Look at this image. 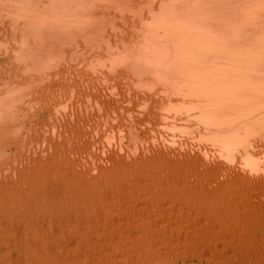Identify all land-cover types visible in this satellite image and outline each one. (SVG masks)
I'll return each instance as SVG.
<instances>
[{"label": "bare ground", "instance_id": "bare-ground-1", "mask_svg": "<svg viewBox=\"0 0 264 264\" xmlns=\"http://www.w3.org/2000/svg\"><path fill=\"white\" fill-rule=\"evenodd\" d=\"M2 1L0 7L7 11L0 10V26L11 22L12 29L8 26L6 31H15L10 34L14 41L19 32L21 44L0 51V264H175L187 253L219 264H264V0ZM7 17L12 21H5ZM56 54L63 59L55 60ZM59 61L68 70L66 75ZM98 62L110 65L112 72H99ZM76 67L86 69V76L94 75L95 80L101 75L104 84L107 75L118 73L117 77L128 78V84L154 91L141 92L150 107L143 117L137 116L134 105L130 107L133 101L127 103L131 98L126 102L124 97L129 106L122 101L119 106L113 102L118 106L113 107L112 100L103 102L113 105L104 106L106 115L100 112L107 116L120 109L121 118L134 117L137 125L128 124L125 133L146 149L139 147L141 152L133 157L131 153L130 161L122 160L117 151L119 157L108 156L112 165H97L98 172L90 174L78 168L80 162H67L68 157L60 155L62 142L49 138L46 143L54 152L47 158L32 156L31 165L13 167L23 163L22 144L18 140L13 144L9 132L18 126V131L21 126L30 131L54 125L41 120L39 113L28 115L29 104L38 105L33 98L40 99L43 106L38 109L54 122L60 105L71 107L64 109L70 113L83 108L84 93H95L97 83L88 90L94 84L88 80L86 91L77 87L84 93L66 89L68 81L84 76ZM27 91L35 92V97ZM98 93L93 95L97 99ZM108 98L107 102L114 99ZM137 100L134 104H139ZM175 106L183 113L167 109ZM87 119L92 122L91 116ZM189 120L204 125L203 145L191 147L187 144L197 140L183 139L188 143L183 144L185 149L179 143V149L178 138L168 134L157 138ZM116 121H105L107 133L98 123L99 127L88 124L97 132L101 129L98 133L109 141L108 131L123 135L128 126L120 123L122 119ZM141 125L142 130L149 126L143 136L137 130ZM89 128L76 130L81 140L96 132ZM36 133L29 144L39 143ZM18 134V139L24 137ZM159 139L156 146L165 145L166 150L155 148ZM127 145L131 147L127 151L137 148L131 141ZM187 147L195 148L190 152Z\"/></svg>", "mask_w": 264, "mask_h": 264}, {"label": "rangeland", "instance_id": "rangeland-1", "mask_svg": "<svg viewBox=\"0 0 264 264\" xmlns=\"http://www.w3.org/2000/svg\"><path fill=\"white\" fill-rule=\"evenodd\" d=\"M1 2H3L2 0L0 1V3ZM2 4V3H1ZM7 5V4H6ZM4 6V7H7V6ZM1 6V5H0ZM2 7H3V5H2ZM2 7H0V10H4L5 12L7 11V9L5 10V9H1ZM4 12V13H5ZM7 14L5 13L4 15H3V13H2V16L5 18V16H6ZM9 16V15H8ZM5 20V19H4ZM11 20V17H7V19L5 20V21H10ZM1 21V20H0ZM4 21V22H5ZM12 21V20H11ZM0 25H1V23H0ZM3 26L4 27H6V28H4L5 29V32H3L2 33V31H4V29H3ZM11 26V22H10V25H8V23H6L5 22V25H2V26H0V28H1V34H0V39H2L1 40V42H0V44H1V46L0 47H2V50H0L1 52H3V50H5L3 47H15V46H17V45H19V44H21L20 43V40H18L19 38H20V33L18 32V34H17V32H16V41L18 42V43H16V41H14L13 39H14V35L13 36H11L12 34H14V30H11L10 31V29H12V26H11V28L8 30V31H6L9 27ZM3 29V30H2ZM13 31V32H12ZM8 32V33H7ZM9 34V35H7V36H9V37H7V38H5V36H6V34ZM12 33V34H11ZM2 34H3V36H2ZM11 34V35H10ZM11 36V37H10ZM3 38H4V40H5V42L3 41ZM13 38V39H12ZM18 38V39H17ZM12 39V40H11ZM7 40H8V42H7ZM4 44H3V43ZM15 42V43H14ZM116 43V41L114 42V44ZM2 44L3 45H5L6 44V46H2ZM94 46H96L95 44H94ZM102 48V47H101ZM101 48H96V50L98 51V50H100ZM0 56H1V53H0ZM16 57H17V55H16ZM55 60H62L63 59V56L62 55H60V54H56L55 55ZM62 64V65H59L60 66V69L63 71V74L64 75H66L67 74V71L68 70H65V68H64V66H63V63L61 62V61H59V64ZM95 63V62H94ZM105 62H98V64H100V65H98V64H96L97 66H98V69H100L99 70V72H105V70L107 71V73H108V71H111L112 69L111 68H109V69H107L108 67L107 66H109L110 67V65H105L104 64ZM66 65V64H65ZM67 65H68V63H67ZM96 65H95V67H96ZM72 66V65H71ZM104 66H106V68L104 69ZM68 67V66H67ZM76 68H78V67H76ZM113 69H117V67H112ZM83 68H78V70H80L81 71V73H83L84 74V76H83V78L82 79H80L79 80V78H78V80L77 79H74L71 83L68 81V84H66V85H69V86H72L73 85V82H74V85L72 86V87H69V86H67L66 87V89L67 90H70L69 92L70 93H73V89H75V88H77V87H81L84 91H86L87 89H84L83 87L84 86H87L88 84H85L86 83V80H88V82L87 83H90V82H96V83H94V84H90V85H88L87 87L88 88H90V89H88V90H91L92 89V87H93V85H95V87L93 88V90L92 91H94L95 93H98V91H100L98 94H101L100 95V97L97 99V98H95L94 96V94L95 93H93V95H85V93H84V91L82 90V89H79V88H77V90L79 89V91L80 92H82V93H84V97L86 98L87 97V100H85L84 98H83V102H85V103H83V104H85V105H87V106H85V105H83V108L81 107H79L78 109H76L75 111H72L73 113H75V115H76V117H78V116H80V117H78V118H76V117H73V116H75V115H73V113L70 111V113H69V111H68V113H64L65 112V110H67V109H63L62 108V106L60 105V108L62 109H60L59 108V115L57 116V118L54 120V122H53V120H51V121H49V118L47 117L48 115H47V113L46 112H44V111H41V109H38V108H40L41 106H43V105H41L42 103H40L41 101H40V99H35V98H33V97H35V92H33V91H31L30 93H32V94H30L28 91H27V94L29 93L30 95H32L31 97L33 98L32 99V101H34L35 103L37 102L38 103V105H34V104H29V108H27V111H29V113H28V115H31V114H34V115H37L38 116V113H39V115H40V119L41 120H46L47 122H52L51 123V125L52 124H54V125H52V127H50V129H49V131H47V130H42V128L40 129V127L39 126H37L36 128H38V130H40V132L41 133H39V135H38V130H36V128L34 127L32 130H30V131H27L28 132V134L26 133V131H25V129H26V127H25V129H21L22 128V126H21V128H20V131H18L19 130V128L18 127H20V126H18V127H16L15 129H12V131L11 132H9V136H11V138H14L13 139V144H16L17 143V140H18V142H20L22 145L20 146V143H19V146H20V148H21V159H22V161H23V163L22 162H15L12 166L13 167H15V166H19V168H21V166L22 167H24L25 166V164L26 165H31V159H32V156H33V158L34 157H36V156H40V155H42L41 157L43 158V156H44V158H47L48 156V154H50V153H52V151H53V149H50L49 148V143H46V142H48V139L49 138H51V140L52 139H54L58 144H59V141H60V143L62 142V148H61V151L63 152V153H61L60 152V155L64 158V156H65V160L67 159V157H68V159L66 160L67 162L69 161H74V162H80L79 164H83L82 166L81 165H79V166H81V167H79L78 166V168H80L82 171H84L83 173H87V171L89 172H92L93 174H96L98 171H97V169H95V167H97V165H101V166H103V164H104V166L106 165L107 167H108V165L110 166V165H112L113 163L108 159L109 157V155H112L111 157H119V155L117 156H115V153L116 154H120V158H122V160H124V161H126L127 159V161H130V160H132V158L130 157L131 155H132V157H133V155L135 154V155H138V153H136L137 151L138 152H141V151H139V150H137L139 147H143V149H146V147L147 146H145V144L141 141L140 143L139 142H137L135 139H132V138H128V136H127V133H125L126 131L125 130H127V129H129V125L128 124H132V125H137V123H136V121L134 122V117H132V118H134V119H130V118H128L129 119V121L131 120H133L132 122H128L127 120V117H126V119H125V117L123 118H121L120 116H119V114H117V113H120V112H123V111H120V109L118 110V112L115 114L114 112H113V114H114V117L112 116L113 114H109V113H111L110 111H109V113L107 114V116H104L103 114H105L106 112H105V105H106V108H107V106H109L110 104H112L113 102H115V103H117L118 104V106H119V104H121V102L123 101V97H124V99L126 98H128V99H130V102H127V100L125 99V101L127 102V103H132V101H133V104H130V107H133V106H131V105H134L135 106V111H136V113H137V116L138 117H140V116H142L143 117V115H146V112H147V110L149 111V109H150V107H149V103H148V105H147V103L145 104V96L142 94V93H144L145 94V90H149V91H151V89L149 88H147V87H143L142 85H140V87H139V85H138V87L135 85V83H132L131 84V82H130V84L131 85H134V86H130V84H128L129 82H128V78H124L123 76H120L119 75V77H120V79H122V80H120L119 81V77H117L118 76V73H116V72H113V74H115V76L114 75H107V79H105V84L103 83V81H102V79H101V75H99V74H97L98 75V77H96V80L94 79V75H90L91 76V78H90V76L89 77H87L86 75L89 73L88 71L87 72H85V70H82ZM104 69V70H103ZM111 69V70H110ZM102 70V71H101ZM112 72V71H111ZM87 73V74H86ZM110 73V72H109ZM91 74V73H90ZM111 74V73H110ZM89 75V74H88ZM114 76V79L113 78H111V80H110V77H113ZM86 77L88 78V79H86ZM92 77H93V81H92ZM122 77V78H121ZM85 78V80L83 81V79ZM116 78H118V79H116ZM68 79H70V77L68 78ZM98 79H99V81H98ZM100 79H101V81H100ZM109 79V80H108ZM112 79H113V81H114V83H113V81H112ZM71 80V79H70ZM83 82H82V81ZM95 80V81H94ZM108 80V81H107ZM116 80H118V81H116ZM124 80V81H123ZM77 83H76V82ZM82 82V85H83V83L85 84V85H81V86H79L80 84H79V82ZM98 81V82H97ZM110 81V82H109ZM108 82V83H107ZM115 82H117V83H120V85H115V84H117V83H115ZM128 82V83H127ZM76 83V84H75ZM112 85V86H114V87H112L110 84ZM124 83V84H123ZM72 84V85H71ZM101 86H100V85ZM76 85V86H75ZM78 85V86H77ZM92 85V86H91ZM104 85V88L102 87ZM107 85V86H106ZM108 85H110V86H108ZM128 85L130 86V87H128ZM120 86V87H119ZM122 86V87H121ZM69 87V88H68ZM87 87H85V88H87ZM108 87H109V89H108ZM116 87V88H115ZM135 87H137L136 89H134ZM71 88V89H70ZM99 88H102V89H99ZM106 88V89H105ZM120 88V89H119ZM145 88V90L143 91V89ZM116 89V90H115ZM123 89V90H122ZM71 90H72V92H71ZM76 89H75V92L74 93H76V91H77ZM96 90V91H95ZM98 90V91H97ZM126 90V91H125ZM130 90V91H129ZM141 90V91H140ZM79 91H77L78 93H79ZM111 91H116V92H111ZM123 91H125V93L123 92ZM153 91V90H152ZM90 92V91H89ZM120 92V93H119ZM136 92H137V94H138V96H137V94H136ZM142 92V93H141ZM154 92V91H153ZM153 92H146V94H152ZM105 93H106V95H105ZM109 93V94H108ZM114 93V94H113ZM34 94V95H33ZM87 94V93H86ZM103 94H104V96H103ZM133 94V95H132ZM135 94V95H134ZM142 96H141V95ZM97 95V94H96ZM111 95V96H110ZM114 95V96H113ZM117 95L118 96H120V97H117ZM125 95V96H124ZM129 96V97H127V96ZM132 97H131V96ZM88 96H91L93 99L95 98V102H93V100H91V97L89 98ZM99 96V95H98ZM138 98H137V97ZM30 97V98H31ZM101 97H103V99L101 98ZM120 98V100H121V98H122V100L120 101L119 99H117L116 101L114 100V99H110V100H108V102L105 100V99H107V98ZM136 97V98H135ZM29 98V99H30ZM108 98V99H109ZM141 98H144L143 100L141 99ZM29 99L27 100L28 102H29ZM97 99V100H96ZM136 99V101L134 102V100ZM137 99H139V104L137 103V104H134V103H136L138 100ZM141 99V100H140ZM88 100H89V102H88ZM100 100V101H99ZM104 100V101H103ZM113 100V101H112ZM112 101V103H110L109 105H107L109 102H111ZM119 101V102H118ZM125 101H123L122 102V105H124V102ZM140 101H141V103H140ZM143 101H145V102H143ZM86 102H88V104H86ZM99 102H101L102 103V106H103V108H102V106H101V103H99ZM103 102H106L105 104L103 103ZM125 102V105L127 104ZM33 103V102H32ZM40 103V104H39ZM115 103H113V105L115 104ZM92 104V105H91ZM98 104V105H97ZM104 104V105H103ZM117 104H116V106H117ZM34 107H33V106ZM112 105V106H113ZM128 106H129V104H127ZM126 105V106H127ZM138 105V106H137ZM40 106V107H39ZM85 106V107H84ZM93 107V109H92V107ZM111 105L109 106V107H112ZM115 105L113 106V107H116ZM117 106V107H118ZM126 106H122V107H125L126 108ZM97 107H99V108H97ZM100 107H101V110H100ZM116 107V108H117ZM121 107V106H120ZM149 107V108H148ZM32 110H31V109ZM95 108V109H94ZM97 108V109H96ZM181 109H183L184 107H180ZM33 109H35V110H33ZM69 109H72L71 107L69 108ZM68 109V110H69ZM80 109H82V110H80ZM87 109V110H86ZM167 109L169 110L170 109V111L172 112V113H174L175 112V114L177 113V112H180V111H183V110H180L179 111V109H178V106H175V107H167ZM37 110H39V111H37ZM64 110V111H63ZM99 110V111H98ZM167 110V111H168ZM40 111H41V113H40ZM78 111H80V112H82L83 114V116L82 115H80L81 113L80 112H78ZM86 111H87V113H86ZM95 111H97V112H95ZM111 111H113L112 109H111ZM77 112H78V114H77ZM90 112V113H89ZM93 112V113H92ZM100 112H102V113H100ZM145 112V113H144ZM169 112V111H168ZM171 112H169L170 114H172ZM44 113V114H43ZM62 113H64V115H66L67 117L66 118H62V117H65V116H63V115H61ZM72 113V114H71ZM91 113H92V115L94 114V115H96L97 113H98V115H97V117H99V118H101V121H100V119L99 118H97V117H95L94 116V118H97V123H98V121L99 122H103L104 120L105 121H109V123L110 122H112V123H115L114 121H116V120H111V119H117L118 120V122H120L119 120H121L122 119V121L120 122V123H122L123 122V120H124V122H125V124H126V126H125V124H124V122L122 123V125H124L126 128H124L123 130H124V137H125V139H124V137H123V135H117V136H115V134L117 133L118 134V132H114V135H113V131L112 132H110V131H108L109 132V134L111 135V136H109V138L108 139H110L109 141L106 139V136L105 137H103L100 133H98V132H100V130L102 129L103 130V132H104V129H105V133H107L106 132V128H104L103 126H104V124L106 125V123L107 122H105L104 121V123H98L99 124V126H101L100 128V130H98V132H97V130L96 129H98V128H96V126H95V128H94V126H90V124L91 125H97V123L95 122V120L96 119H94V118H92V115H91ZM144 113V114H143ZM148 113V112H147ZM180 113H183V112H180ZM180 113H178V115H180ZM69 114V115H68ZM121 114V113H120ZM123 114V113H122ZM121 114V115H122ZM139 114V115H138ZM141 114H143V115H141ZM44 115V116H43ZM106 115V114H105ZM124 115H125V113H124ZM19 116H23V115H19ZM60 116H62V117H60ZM71 116V117H70ZM88 116L90 117L91 116V119H92V122H89V121H91V120H88L87 118H88ZM104 116V117H103ZM110 116L111 117H113V118H110ZM118 116V117H117ZM133 116H134V114H133ZM46 117V118H45ZM59 117V118H58ZM69 117V118H68ZM81 117H83V119H82V122H81ZM87 117V118H86ZM106 117V118H105ZM116 117V118H115ZM119 117L121 118V119H119ZM141 117V118H142ZM43 118V119H42ZM85 118V119H84ZM110 118V119H109ZM65 119H66V121H65ZM87 119V120H86ZM94 119V120H93ZM62 120V121H61ZM73 121V122H70L71 124H73V125H71L70 126V124L69 123H67V121ZM79 120H80V122H79ZM83 120L85 121L84 122V124L87 122V124H85V125H87V126H85L84 127V125H83ZM111 120V121H110ZM56 121V122H55ZM68 121V122H69ZM76 121H78L79 122V124H80V126H79V124L78 125H76L78 122H76ZM93 121H94V123H93ZM75 122H76V124H75ZM88 122L90 123V124H88ZM117 122V121H116ZM117 122V123H118ZM25 123L27 124V128H30L29 127V125H28V121H27V119L25 120ZM36 123H38L37 121H36ZM57 123V124H56ZM82 123V124H81ZM109 123H107V124H109ZM134 123V124H133ZM38 124H40V123H38ZM61 124V125H60ZM67 124V125H66ZM41 125V124H40ZM75 125H76V127H75ZM81 125H82V127H84L83 129H82V127H81ZM57 126V127H56ZM68 126V127H67ZM70 126V127H69ZM79 126V127H78ZM98 125H97V127H99ZM65 127H67L68 129L66 130V128ZM88 127H91V128H89V129H87L88 131H90V129L91 130H93V132L94 131H96L99 135H97V133L96 132H94L93 133V136H92V134L90 135L91 137H86V138H84V139H82L81 140V135H80V133H77V131L79 132V130L80 129H82L80 132H83V130H85V128H88ZM142 125L141 126H138L137 127V130L139 129V130H141V131H139L138 130V132L141 134V136H143L144 135V133H146L147 131H149L148 129H149V126L148 127H146L145 128V126H143L144 128L143 129H145V130H142ZM24 128V127H23ZM70 128H72L71 130H70ZM74 128H76L75 130H73ZM80 128V129H79ZM24 130V131H23ZM35 130V131H34ZM61 130V131H60ZM77 130V131H76ZM86 130V132H88ZM101 130V131H102ZM147 130V131H146ZM20 133L21 134V137H23V138H21V139H18L17 137H19L20 135L17 133ZM37 132L36 134H37V136H41V138H42V136H44L42 139L43 140H46V141H43V142H45V144L44 145H40V144H43V142H42V139L41 138H39V140L40 141H38L39 143H31V144H33L34 145V147H33V145H31V144H29V142H31V139H32V137H34V135H35V133L32 135L30 132ZM46 131V132H45ZM71 131V132H70ZM146 131V132H145ZM17 133V135H16V133ZM85 132V131H84ZM165 132L166 133H162V134H158L157 135V138H160V135H161V137H167L168 135L170 136V137H172V136H174V138L175 139H177V145L176 146H178V147H175V148H179V149H181L182 148V145L185 143V144H187L188 142V140H192V141H194V140H197L196 142L194 141V143H196V144H194V143H188L187 145L189 146H194V145H198V144H202V143H204L205 141H206V139L204 138H201V134H203V132H204V125L203 124H201V123H198V122H196V121H193V120H189L188 122H185L184 124H182V125H179V126H176V127H173V128H171V129H168V130H165ZM14 133H15V135H14ZM29 133L31 134V135H29ZM61 133V134H60ZM150 133V132H149ZM65 134V135H64ZM125 134H126V136H127V139H126V136H125ZM164 134H165V136H164ZM168 134V135H167ZM13 135V136H12ZM25 135H27V136H29L28 138H26L27 136H25ZM80 136V139L78 138L79 136ZM114 137H113V136ZM163 135V136H162ZM167 135V136H166ZM32 136V137H31ZM52 136V137H51ZM74 136V137H73ZM98 136V137H97ZM121 136H122V138L124 139V140H122L121 139ZM159 136V137H158ZM168 136V137H169ZM59 137V138H58ZM68 137H70V138H68ZM101 137H103V138H101ZM10 138V137H9ZM15 138H17L16 140H15ZM75 138V139H74ZM93 138V139H92ZM114 138V139H113ZM115 138H116V140H115ZM117 138H118V140H117ZM124 142V143H122V141L120 140V139ZM156 138V139H157ZM195 138V139H194ZM207 138V137H206ZM27 139V140H26ZM95 139V140H94ZM97 139V140H96ZM99 139V140H98ZM163 138H161V140H162ZM181 139L183 140H187L186 142H184V140L183 141H181ZM23 140H25V142L23 141ZM59 140V141H58ZM67 140V142H71L70 144H68L67 142V144H68V147H67V144L65 143V141ZM92 140V141H91ZM103 140V141H102ZM112 140L114 141V142H112ZM134 140V141H133ZM161 140L159 139V140H155L156 141V143H158L159 141L161 142ZM16 141V142H15ZM85 141V142H84ZM88 141V142H87ZM94 141V142H93ZM100 143H98V142ZM118 141V142H117ZM120 141H121V143H120ZM129 141H131V142H134V143H136L137 144V148H135L136 150H134L133 148L131 149V150H133L134 152H132V151H127L128 149L130 150V148H128V143H129ZM181 141V142H180ZM64 142V143H63ZM81 142V143H80ZM91 142V143H90ZM102 142H103V144H102ZM109 142V143H108ZM112 142V143H111ZM163 142L165 143V141L163 140ZM161 143V145H164V143ZM183 142V143H182ZM200 142V143H199ZM207 142V141H206ZM210 142H212V141H210ZM97 143V144H96ZM111 143V144H110ZM117 143L119 144V145H117ZM155 142H154V146H155V148H158V149H162V147L161 146H156V145H159L160 143H158V144H156ZM179 143H181V144H179ZM25 144V145H24ZM26 144L27 145H29L28 147L26 146ZM36 144V145H35ZM37 144H39V147L40 148H42V149H40L39 150V147L37 146ZM64 144V145H63ZM107 144V145H106ZM122 144V145H121ZM138 144H140L139 146H138ZM184 144V145H185ZM24 145V146H23ZM60 145V144H59ZM80 145H82V147H83V151L84 152H82L81 151V146ZM93 145V146H92ZM95 145V146H94ZM104 147H103V146ZM117 145V146H116ZM122 146V148L124 149V150H122V148H121V146ZM124 145V146H123ZM183 145V147L184 148H182V149H185V147L186 146H184ZM203 145V144H202ZM33 147V148H36V149H34V151L36 152H33V148H31V149H29V147ZM37 146V147H36ZM66 146V147H65ZM102 146V147H101ZM108 146V147H107ZM116 146V147H115ZM127 146V148H125ZM144 146H145V148H144ZM199 146V145H198ZM28 149H27V148ZM47 148L48 147V150L47 149H45L44 150V148ZM80 147V148H79ZM166 147H168V146H166ZM23 148H25L24 150H23ZM64 148H66L67 149V151H66V149H64ZM76 148H77V150L79 151V152H77V150H76ZM84 148H86V149H84ZM98 148V149H97ZM164 149H162V150H166L165 149V145H164V147H163ZM193 148H195V147H193ZM193 148H191L192 150H194ZM16 148L15 147H13V150H15ZM71 149H73V150H71ZM75 149V150H74ZM80 149V150H79ZM97 149V150H96ZM109 149V150H108ZM120 149V150H119ZM143 149H141V150H143ZM186 149H189L190 150V152H191V149H190V147L188 148H186ZM23 150V151H22ZM32 152H31V151ZM39 150V151H38ZM50 150V151H49ZM123 152H122V151ZM126 150V151H125ZM29 151H30V153H29ZM38 151V152H37ZM43 151V152H42ZM65 151V152H64ZM69 151H70V153H69ZM71 151H73V152H71ZM94 151V152H93ZM104 151V152H103ZM109 151V152H108ZM46 152H48V153H46ZM50 152V153H49ZM54 152V151H53ZM92 152V153H91ZM106 152V153H105ZM129 152V153H128ZM194 153H195V151H193ZM193 152H192V154H193ZM25 153V154H24ZM67 153H69L68 155H67ZM132 153V154H131ZM65 154V155H64ZM131 154V155H130ZM35 155V156H34ZM95 155V156H94ZM31 156V157H30ZM47 156V157H46ZM67 156V157H66ZM104 156V157H103ZM70 157V158H69ZM97 157H100V158H97ZM88 158V159H87ZM92 158V159H91ZM131 158V159H130ZM71 159V160H70ZM74 159V160H73ZM87 159V160H86ZM99 159V160H98ZM106 159H108V160H106ZM103 160V161H102ZM85 161H88L89 163H87V162H85ZM106 161H108V162H106ZM83 162V163H82ZM19 163V164H18ZM20 163H21V166H20ZM98 163V164H97ZM103 163V164H102ZM112 163V164H111ZM89 164V165H88ZM91 164V165H90ZM27 166V167H28ZM83 166H85V167H88V168H90V169H88L87 168V170L86 169H84L85 167H83ZM91 166V167H90ZM103 166V167H104ZM26 167V166H25ZM16 168H18V167H16ZM79 170V169H78ZM81 170H79V171H81ZM93 170V171H92ZM89 172V173H90ZM88 173V174H89ZM10 174H11V172H10ZM91 174V173H90ZM187 254H189V255H187ZM187 254H185V258L184 259H182L183 258V256H182V258H178L177 260H176V263L175 264H219V263H217L216 261L214 262L212 259H209V258H204L202 255V259H200L201 258V256L200 255H198V256H195V255H197V253H195V254H190V253H187ZM200 257V258H199ZM184 260V261H183ZM213 261V262H212ZM156 264H164V263H156ZM220 264H222V263H220ZM223 264H225V263H223ZM227 264V263H226Z\"/></svg>", "mask_w": 264, "mask_h": 264}]
</instances>
